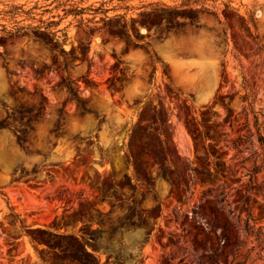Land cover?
<instances>
[{"label": "rangeland", "instance_id": "374dc122", "mask_svg": "<svg viewBox=\"0 0 264 264\" xmlns=\"http://www.w3.org/2000/svg\"><path fill=\"white\" fill-rule=\"evenodd\" d=\"M227 1L0 0V264H264V0Z\"/></svg>", "mask_w": 264, "mask_h": 264}, {"label": "trees", "instance_id": "16d2710c", "mask_svg": "<svg viewBox=\"0 0 264 264\" xmlns=\"http://www.w3.org/2000/svg\"><path fill=\"white\" fill-rule=\"evenodd\" d=\"M213 1H216V0H213ZM227 2H231V0H228ZM259 141L261 142V143H263L264 142V137L263 136H259ZM257 168H255V170H256ZM88 254V253H87Z\"/></svg>", "mask_w": 264, "mask_h": 264}]
</instances>
